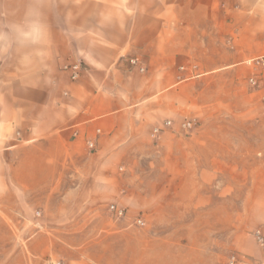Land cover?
I'll return each mask as SVG.
<instances>
[{
	"label": "crops",
	"instance_id": "0c3cea01",
	"mask_svg": "<svg viewBox=\"0 0 264 264\" xmlns=\"http://www.w3.org/2000/svg\"><path fill=\"white\" fill-rule=\"evenodd\" d=\"M256 58L264 0H0V261L174 264L176 230L229 214L234 264L262 262L247 240L264 234V63L244 66ZM74 63L71 81L62 66ZM252 77L253 120L234 110L239 126L199 124L181 152L164 153L202 94L214 102L220 86ZM126 161H163L144 176L149 195L128 189ZM132 197L137 210L125 207ZM141 210L143 228L129 214Z\"/></svg>",
	"mask_w": 264,
	"mask_h": 264
},
{
	"label": "rangeland",
	"instance_id": "374dc122",
	"mask_svg": "<svg viewBox=\"0 0 264 264\" xmlns=\"http://www.w3.org/2000/svg\"><path fill=\"white\" fill-rule=\"evenodd\" d=\"M248 61V60H247ZM247 61L244 63V66L247 65ZM225 79H233L234 80V72H227L224 75ZM229 83V82H228ZM222 85L220 88H218L214 92L215 100L214 102L208 103L206 100L209 96L208 94H202L203 97L202 100H200V105L197 107L194 111V114L190 118H196L198 121V125L200 126L203 124V126H239L240 124L235 121L234 122V110L238 111L239 113H243L244 115H247L251 120H253V116L255 112L262 110V102L261 101H254V100H247V90L246 88L249 86L248 79L244 78L243 81L240 82V84L234 87V83L232 85L230 84ZM250 88V86H249ZM210 92V91H208ZM206 95V96H205ZM234 95H238L239 100L234 101ZM200 96V97H201ZM202 103V104H201ZM213 104L215 108V111L212 115H209V117L206 120H203L202 114L204 113L202 111L203 108H206L207 105ZM214 110V109H213ZM203 112V113H202ZM187 119L181 120L178 129L179 134H175L173 136L174 141H179L180 145H175L174 147L172 144L173 141H167L164 140V148L166 151L164 153H168L169 155H172L173 153L181 152L183 147H186L183 145L185 142H189V138L192 137V133L184 134L182 131V125ZM166 123V122H165ZM165 123H163V128L166 130H170L171 126H165ZM172 138V137H171ZM177 138H180L179 140H176ZM158 139H152V143H156ZM183 143V144H182ZM179 147L180 149L177 150L176 148ZM196 153L198 150H195ZM222 153H224L222 151ZM160 156H162V153H159ZM199 155V154H198ZM201 157H206L205 153L202 152L200 154ZM227 161H234L230 158L226 159ZM162 164L163 161H126V167L123 169L120 173H128L127 174V182L126 185L128 189L131 192L137 193V191L144 190L145 194L149 195L151 193V182H150V176L144 177L145 175H149L151 171L156 167V164ZM160 168H164V166L160 165ZM127 170V172H126ZM134 198L132 197L131 204L125 206L127 210H137L134 202ZM110 203H106V208L108 211V206ZM143 209H148V205H144ZM126 211V210H125ZM127 213V212H126ZM140 214L142 219L145 220L146 224L151 220V213H148L147 211H138L131 212V219H133L134 216L137 214ZM126 216V215H125ZM166 216V215H164ZM174 217L177 219V215H169V218L172 219ZM193 218V215H191ZM231 215L229 214H221V215H210L208 216L206 220V229H191V230H176V259L174 264H230L231 258L234 256H238V253L234 251V244L232 243L231 238V231L229 229V226L231 224ZM137 227V226H136ZM145 227V224L144 226ZM142 227V228H143ZM261 228V227H260ZM244 232V231H243ZM242 231L240 233H243ZM254 230L248 231V237L247 235L242 234L243 239L244 236L247 237V240L249 241V246L253 247V249L259 251L263 257H264V248L260 247L258 243L255 241V239L252 237V233ZM179 242L184 244H190L191 248H188L186 250H183L179 248V245H177ZM246 242V240H244ZM246 245V244H245ZM185 249V248H184ZM181 251V252H180ZM0 264H6V262H1ZM15 264H22L20 262H15ZM259 264H264V258L263 261Z\"/></svg>",
	"mask_w": 264,
	"mask_h": 264
},
{
	"label": "built area",
	"instance_id": "2783aa9c",
	"mask_svg": "<svg viewBox=\"0 0 264 264\" xmlns=\"http://www.w3.org/2000/svg\"><path fill=\"white\" fill-rule=\"evenodd\" d=\"M263 63H264L263 58L250 59L247 61L248 67L253 68V69L261 67L263 65ZM130 64L135 65L136 62L134 60H131ZM82 70H83L82 66L79 63L67 64V65L62 66V71L65 72L66 74H68V77L71 81L77 80L79 78ZM248 84L250 85V87L255 88L257 86V81L255 78L252 77V78L248 79ZM169 125H170L169 122L165 123V126H169ZM197 126H198V121L196 118L187 119L184 122V124L182 125V131L186 134H189L192 131H194ZM161 130L162 129L160 127L154 128L152 130V133H151V138L156 139L158 137V135L160 134ZM87 147L89 149L93 150L94 149V143L88 141ZM120 171H122V169H120ZM108 211L114 217H116L118 219L124 218L126 215L125 209L119 208L118 206H116L114 204H111L108 206ZM134 224H135V226L142 228L145 223H144V220L142 219V217L138 215L134 219ZM253 236H254L255 241L258 243V245L260 247L264 248V234L260 230H256V231H254ZM234 263H235V258L232 257L230 264H234ZM47 264H60V262L52 261V262H49Z\"/></svg>",
	"mask_w": 264,
	"mask_h": 264
}]
</instances>
